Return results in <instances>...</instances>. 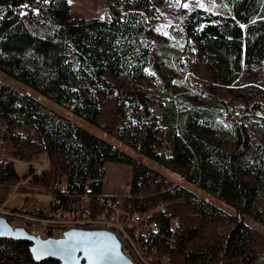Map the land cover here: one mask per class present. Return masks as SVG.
Here are the masks:
<instances>
[{
  "label": "trees",
  "instance_id": "16d2710c",
  "mask_svg": "<svg viewBox=\"0 0 264 264\" xmlns=\"http://www.w3.org/2000/svg\"><path fill=\"white\" fill-rule=\"evenodd\" d=\"M9 2L20 0H0V9ZM166 2L107 0L110 15L87 20L74 16L66 0H38L48 5L44 17L14 28L6 10L0 72L138 158L0 82V204L28 178V188L16 191L19 213L45 217L48 195L101 210L105 164L130 165L122 205L158 223L149 246L168 253V264H264V234L244 220L264 226V0H222L225 14L182 9L158 34ZM42 155L48 167L39 175L15 170L14 160L30 164ZM143 158L235 214L151 170ZM0 264L60 263H35L30 244L0 239Z\"/></svg>",
  "mask_w": 264,
  "mask_h": 264
},
{
  "label": "rangeland",
  "instance_id": "374dc122",
  "mask_svg": "<svg viewBox=\"0 0 264 264\" xmlns=\"http://www.w3.org/2000/svg\"><path fill=\"white\" fill-rule=\"evenodd\" d=\"M35 3L27 2V0H20L19 6L9 2L10 4L6 8H1L0 11V18H3L5 15L6 10L10 11V18H7L12 23L9 24L10 28H14L15 24H23L25 22H32L38 21L39 18L44 17L45 12H42L43 9L48 8V5L45 3L37 4L38 0H31ZM68 2L69 7L74 16L83 19H103L106 16L110 15V8L108 6L107 0H66ZM37 4V5H35ZM47 4V3H46ZM35 5V6H34ZM35 9H34V8ZM184 10L190 9H201L205 11H211L216 13L225 14V7H223L222 0H167V2L162 6L160 10V17L156 23L157 25V33H166L167 28L175 22V20L179 17V12ZM15 16V17H14ZM18 23H17V22ZM22 26V25H21ZM173 45V42L171 41ZM261 82L264 84V70L261 72L260 76ZM0 82L8 84L9 86L13 87L16 91L20 93H28L30 97L34 100L39 102L40 104L46 106L47 108L51 109L58 115L69 119L78 127L82 128L86 132L104 140L105 142L113 145L114 147L120 149L122 152L127 154L133 159H137V154L127 147L124 143L116 140L112 136L100 131L99 129L95 128L94 126L89 125L88 123L84 122L83 120L77 118L76 116L72 115L69 111L56 105L55 103L49 101L48 99L44 98L36 94L35 92L29 91L25 86L22 84L14 81L13 79L5 76L0 72ZM14 167L15 170L19 174H24L28 169H32L36 175H39L42 171L47 169L48 167V159L46 156L42 155L38 159L34 160L32 163H24L18 160H14ZM142 163L146 165L151 170L171 179L172 181L181 184L184 188L188 189L189 191L193 192L197 196L204 198L207 202L215 206L216 208L234 215L235 212L226 206L225 204L221 203L220 201L212 198L207 197L206 194L198 190L192 185L186 184L185 182L181 181L176 175L170 173L166 169L158 166L156 163L143 158ZM105 169V177L103 180V192L106 196H114L117 197L119 202L121 200L120 197H124L129 192L130 183L132 180V173H131V166L125 164H116L108 162L104 166ZM29 179H25L19 183H17L14 187L10 189L8 198L0 204V215L6 212H11L14 215V222L18 225H23L24 222H28L29 220L33 221L32 218H25V214L19 213L15 210L20 205H22L23 199L20 195L16 193V191L21 187L29 186ZM207 197V198H206ZM43 198H41L42 200ZM45 204L47 203V211L50 209V203L52 201L51 195L43 199ZM87 201V199H84ZM101 208H104L102 206ZM157 208L156 210H158ZM102 210V209H101ZM155 210V211H156ZM31 216V215H29ZM245 223L253 228L254 230L264 234V226L259 224L258 222L253 221L250 217H244Z\"/></svg>",
  "mask_w": 264,
  "mask_h": 264
},
{
  "label": "built area",
  "instance_id": "2783aa9c",
  "mask_svg": "<svg viewBox=\"0 0 264 264\" xmlns=\"http://www.w3.org/2000/svg\"><path fill=\"white\" fill-rule=\"evenodd\" d=\"M50 205L43 218L24 215L33 221L29 220L23 225L14 222V215L11 212L5 211L0 218L6 220L12 229H22L28 235L42 241L62 239L72 230L106 231L117 238L121 253L132 264L169 262L168 253H157L155 248L149 246V236L159 231L158 223L150 218L149 213L129 211L123 207L121 201L110 196H104L99 200L100 207L104 208L97 211L84 208L81 204L66 203L60 195L53 196ZM174 229H178L177 223H174Z\"/></svg>",
  "mask_w": 264,
  "mask_h": 264
},
{
  "label": "water",
  "instance_id": "95a60500",
  "mask_svg": "<svg viewBox=\"0 0 264 264\" xmlns=\"http://www.w3.org/2000/svg\"><path fill=\"white\" fill-rule=\"evenodd\" d=\"M0 239L30 244L35 263L56 260L60 264H132L120 250V242L106 231L72 230L62 239L42 241L22 229H12L0 218Z\"/></svg>",
  "mask_w": 264,
  "mask_h": 264
},
{
  "label": "crops",
  "instance_id": "0c3cea01",
  "mask_svg": "<svg viewBox=\"0 0 264 264\" xmlns=\"http://www.w3.org/2000/svg\"><path fill=\"white\" fill-rule=\"evenodd\" d=\"M110 196V195H109Z\"/></svg>",
  "mask_w": 264,
  "mask_h": 264
}]
</instances>
